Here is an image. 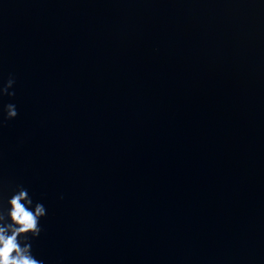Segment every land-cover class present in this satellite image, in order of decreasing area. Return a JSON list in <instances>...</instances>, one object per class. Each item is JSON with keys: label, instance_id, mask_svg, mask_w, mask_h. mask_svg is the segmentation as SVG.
<instances>
[{"label": "water", "instance_id": "obj_1", "mask_svg": "<svg viewBox=\"0 0 264 264\" xmlns=\"http://www.w3.org/2000/svg\"><path fill=\"white\" fill-rule=\"evenodd\" d=\"M10 75L45 264H264V0H0Z\"/></svg>", "mask_w": 264, "mask_h": 264}, {"label": "clouds", "instance_id": "obj_2", "mask_svg": "<svg viewBox=\"0 0 264 264\" xmlns=\"http://www.w3.org/2000/svg\"><path fill=\"white\" fill-rule=\"evenodd\" d=\"M14 84L11 75L0 83V99L15 96ZM0 114L4 120H14L19 114L17 105L3 104ZM46 215L44 203L35 201L23 185H17L6 201H0V264H45L34 253L32 241L40 237L41 220Z\"/></svg>", "mask_w": 264, "mask_h": 264}]
</instances>
